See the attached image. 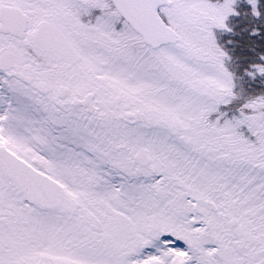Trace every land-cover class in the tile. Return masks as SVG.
Wrapping results in <instances>:
<instances>
[{
	"label": "snow or ice",
	"instance_id": "obj_1",
	"mask_svg": "<svg viewBox=\"0 0 264 264\" xmlns=\"http://www.w3.org/2000/svg\"><path fill=\"white\" fill-rule=\"evenodd\" d=\"M0 264H264V0H0Z\"/></svg>",
	"mask_w": 264,
	"mask_h": 264
},
{
	"label": "trees",
	"instance_id": "obj_2",
	"mask_svg": "<svg viewBox=\"0 0 264 264\" xmlns=\"http://www.w3.org/2000/svg\"><path fill=\"white\" fill-rule=\"evenodd\" d=\"M224 38H226V37H224ZM242 69H239V72L241 71ZM257 87H260V85H257Z\"/></svg>",
	"mask_w": 264,
	"mask_h": 264
}]
</instances>
